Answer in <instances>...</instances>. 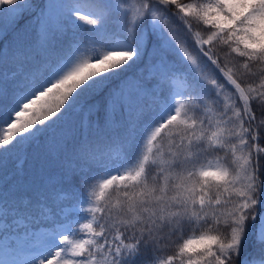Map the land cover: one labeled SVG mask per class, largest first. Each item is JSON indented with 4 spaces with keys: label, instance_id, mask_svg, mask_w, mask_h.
<instances>
[{
    "label": "snow or ice",
    "instance_id": "6c2138e0",
    "mask_svg": "<svg viewBox=\"0 0 264 264\" xmlns=\"http://www.w3.org/2000/svg\"><path fill=\"white\" fill-rule=\"evenodd\" d=\"M0 41V166L55 165L0 264H264V0H0Z\"/></svg>",
    "mask_w": 264,
    "mask_h": 264
},
{
    "label": "trees",
    "instance_id": "16d2710c",
    "mask_svg": "<svg viewBox=\"0 0 264 264\" xmlns=\"http://www.w3.org/2000/svg\"><path fill=\"white\" fill-rule=\"evenodd\" d=\"M191 2H200V0H191ZM27 19L28 17L25 16L24 19L20 20L17 27H22ZM85 33L86 29L82 28L77 34L83 37ZM11 35L12 33L9 31L5 39L10 40ZM3 43V41H0V45ZM224 51H227V49H224ZM15 162L16 157L12 156L7 158L3 165L0 166V185L7 183L8 185L19 187L29 198L34 197L36 189L40 187L41 178L47 177L55 169V165L46 159L40 150L32 148L29 149L27 158L24 160L22 171L17 172L14 167ZM17 182L19 183L17 184ZM47 195L49 201L55 198L54 191H49Z\"/></svg>",
    "mask_w": 264,
    "mask_h": 264
},
{
    "label": "rangeland",
    "instance_id": "374dc122",
    "mask_svg": "<svg viewBox=\"0 0 264 264\" xmlns=\"http://www.w3.org/2000/svg\"><path fill=\"white\" fill-rule=\"evenodd\" d=\"M200 2H201V0H200ZM80 23L83 25L82 28H85L86 29L85 35H87L89 33L90 26L86 25L84 22H80ZM133 71H135V69H133ZM54 200H55V198L53 200H50L49 201V204H52L54 206Z\"/></svg>",
    "mask_w": 264,
    "mask_h": 264
}]
</instances>
